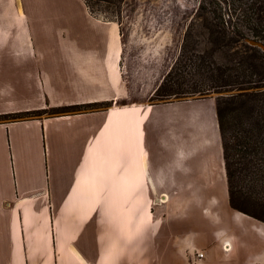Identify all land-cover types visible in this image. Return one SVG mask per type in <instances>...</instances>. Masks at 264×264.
Wrapping results in <instances>:
<instances>
[{
    "label": "crops",
    "instance_id": "crops-1",
    "mask_svg": "<svg viewBox=\"0 0 264 264\" xmlns=\"http://www.w3.org/2000/svg\"><path fill=\"white\" fill-rule=\"evenodd\" d=\"M43 11L35 0H0V117L57 105L31 80L45 59L36 38ZM101 23L116 40L91 54L88 74L110 76L116 93L75 105L109 111L0 120V264H192L196 251L205 253L197 264H253L249 236L263 264V225L231 212L234 222L221 226L225 164L221 146L205 141V116L171 115L177 103L149 106L146 116L116 108L125 52L119 28ZM189 123L198 124L191 142ZM243 225L257 227L244 239ZM187 226L201 229L198 238L173 241Z\"/></svg>",
    "mask_w": 264,
    "mask_h": 264
},
{
    "label": "rangeland",
    "instance_id": "rangeland-1",
    "mask_svg": "<svg viewBox=\"0 0 264 264\" xmlns=\"http://www.w3.org/2000/svg\"><path fill=\"white\" fill-rule=\"evenodd\" d=\"M35 1L44 9V16L38 20L36 27L38 32L36 38L40 41L39 46L45 59L37 76H33L31 80L34 83L36 80L40 82L39 85L44 89L49 100L57 105L52 108L10 114L9 118L2 116L0 120L10 122L60 118L109 111L113 107L110 103L77 105V108L70 109L65 114L59 113L61 110L53 109L74 106L76 101L92 99L98 95L116 93L110 76L99 73L97 77H90L88 74L94 62L91 54L113 50L112 44L116 40V32L113 26L101 23L107 22L114 23L119 28L125 52L123 59L125 97L118 101L116 108L123 110L125 115L134 111L135 114L146 116L150 115V108L147 110L149 106L177 103L175 105L177 108L170 113L171 115L185 113L188 117L205 116L202 125L205 141H211L209 146L213 149L221 146L220 138L213 128L217 121L215 104L219 94L171 98L165 101L157 100L155 97V91L181 54L185 34L190 26L197 50L203 51L210 47L207 42V30L204 29L205 21L199 17L198 10L202 6L207 11H211L218 0H88L92 13L88 11L83 0ZM207 16L212 15L207 14ZM228 94L231 93L224 95ZM158 114H160L158 111L152 112V115ZM190 121L194 122V120ZM194 126L193 123L188 124L189 142L192 141L190 133L198 131V124ZM170 131L176 132L174 128L169 129ZM224 195L221 192L219 211L221 226L227 217L233 223L236 217L231 212H237L229 206L228 193L226 197ZM251 221L263 225V235H261L264 264V223L253 218ZM255 225H243L246 231L242 235L244 239L246 234L256 229ZM196 229H190L189 226L182 227L172 239L183 243L182 238L189 232L195 234L194 237L197 239L201 229ZM254 238L247 237V245L253 250V264H260L258 255L261 245H255ZM191 261L192 264H197L198 259L195 257L194 261L193 258Z\"/></svg>",
    "mask_w": 264,
    "mask_h": 264
},
{
    "label": "trees",
    "instance_id": "trees-1",
    "mask_svg": "<svg viewBox=\"0 0 264 264\" xmlns=\"http://www.w3.org/2000/svg\"><path fill=\"white\" fill-rule=\"evenodd\" d=\"M83 1L92 13L88 0ZM198 13L210 47L197 50L190 26L155 97L219 94L215 109L229 206L264 223V52L245 42L264 43V0H218L213 10L201 6ZM75 108L53 109L65 114Z\"/></svg>",
    "mask_w": 264,
    "mask_h": 264
},
{
    "label": "water",
    "instance_id": "water-1",
    "mask_svg": "<svg viewBox=\"0 0 264 264\" xmlns=\"http://www.w3.org/2000/svg\"><path fill=\"white\" fill-rule=\"evenodd\" d=\"M246 42L253 47H257L261 49L264 52V43L261 41L253 40V39H247Z\"/></svg>",
    "mask_w": 264,
    "mask_h": 264
},
{
    "label": "built area",
    "instance_id": "built-area-1",
    "mask_svg": "<svg viewBox=\"0 0 264 264\" xmlns=\"http://www.w3.org/2000/svg\"><path fill=\"white\" fill-rule=\"evenodd\" d=\"M227 245H228V244H226V246L224 247V250H225V251H228V250L230 249V247L227 246ZM204 256H205V253H204L203 251H197V252L195 253V257H196V259H198V260L203 259Z\"/></svg>",
    "mask_w": 264,
    "mask_h": 264
}]
</instances>
